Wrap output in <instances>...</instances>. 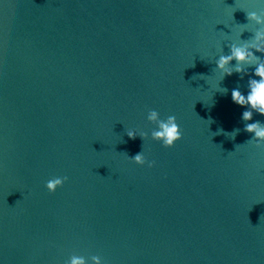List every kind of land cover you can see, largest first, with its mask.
Listing matches in <instances>:
<instances>
[{"label":"water","instance_id":"obj_1","mask_svg":"<svg viewBox=\"0 0 264 264\" xmlns=\"http://www.w3.org/2000/svg\"><path fill=\"white\" fill-rule=\"evenodd\" d=\"M251 11L264 3L0 0L2 264H264V147L245 130L264 115L231 97L254 66L219 80L215 63L264 27ZM150 109L177 117L175 146L151 139Z\"/></svg>","mask_w":264,"mask_h":264},{"label":"clouds","instance_id":"obj_2","mask_svg":"<svg viewBox=\"0 0 264 264\" xmlns=\"http://www.w3.org/2000/svg\"><path fill=\"white\" fill-rule=\"evenodd\" d=\"M264 3V0H261ZM248 17L254 20L259 25H264V12L251 11ZM264 53V27L258 29L255 37L251 42L247 43H233L231 45V52L228 55H219L215 60L217 69L220 70V79L224 75H232L233 71L244 73L248 67L254 66L253 75L248 80V91L243 93L239 88L231 90V97L234 103L245 106L242 113V118L246 121H252L254 112L264 115V59L256 55L255 52ZM236 63L233 65L232 62ZM219 80L213 83L212 88L216 91L226 92V88L220 87ZM147 121L155 125L151 129V139L161 142L163 146L171 148L175 146L176 142L183 138L180 125L177 122L175 115H168L162 118L159 111L150 109L146 115ZM247 132L253 133L251 141H254L257 147H264V123L255 121L245 125ZM223 131V130H221ZM235 131L231 135L235 136ZM127 135L130 138H135L137 135L148 138L147 132H140L139 134L135 129H128ZM135 163L144 165L147 163L149 167L154 166V161H147L144 150L134 157H131ZM68 180L67 176H54L47 180L46 188L49 192H56L60 187H63ZM105 264L100 255H85L73 253L66 264ZM2 264V262H0Z\"/></svg>","mask_w":264,"mask_h":264}]
</instances>
